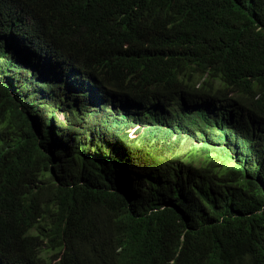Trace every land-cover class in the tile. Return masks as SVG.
<instances>
[{"label":"trees","instance_id":"obj_1","mask_svg":"<svg viewBox=\"0 0 264 264\" xmlns=\"http://www.w3.org/2000/svg\"><path fill=\"white\" fill-rule=\"evenodd\" d=\"M0 264H264V0H0Z\"/></svg>","mask_w":264,"mask_h":264},{"label":"rangeland","instance_id":"obj_2","mask_svg":"<svg viewBox=\"0 0 264 264\" xmlns=\"http://www.w3.org/2000/svg\"><path fill=\"white\" fill-rule=\"evenodd\" d=\"M140 111H141V110H140ZM140 111H136V112H140ZM48 254L52 255V253H51V252H49Z\"/></svg>","mask_w":264,"mask_h":264}]
</instances>
